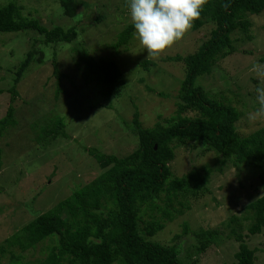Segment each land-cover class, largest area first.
I'll use <instances>...</instances> for the list:
<instances>
[{
	"label": "rangeland",
	"instance_id": "rangeland-1",
	"mask_svg": "<svg viewBox=\"0 0 264 264\" xmlns=\"http://www.w3.org/2000/svg\"><path fill=\"white\" fill-rule=\"evenodd\" d=\"M10 1L0 0V4ZM82 2L78 10L80 16L69 18L56 0H19L23 15L38 19L48 29L76 27L79 35L71 44L46 46L40 42L43 37L32 31L0 33V90L3 92L0 94V119L6 116L12 99L9 90L20 64L33 47L36 51L34 63L20 82L13 103L17 125L0 137L3 151L0 245L103 172L86 149L96 148L118 158L133 153L138 138L127 124L133 122L137 111L145 128L154 127L160 116L169 118L176 114L179 99L172 95L180 89L185 67L182 63L168 62L166 58L193 54L210 37L213 28L208 24L198 31L192 29L159 58H148L147 50L134 36L128 48H120L117 53L111 45L126 27L133 25L128 0ZM100 17H104L101 22L98 21ZM248 18L252 23L251 38L238 32L234 34L235 41L238 40L235 42L237 52L220 61L210 76L199 80L212 97H229L230 89L239 94L233 105L246 113L237 123L241 136H248L264 126V120L255 124L247 120V113L258 107L253 98L260 81L250 68L256 62L264 63V12ZM54 57L63 75L59 81L53 74ZM101 57L115 61L122 72L115 88L116 96L109 100L100 93L98 80L90 77L95 76L90 71V62H98ZM146 60L154 61L156 66L146 70L142 66ZM58 88L62 92L56 98ZM55 111L58 117L64 118L69 137H59L45 149L34 142L31 125H44L43 118ZM184 115L194 118L197 112L189 111ZM193 146L188 143L177 148L170 166L179 178L207 166L212 170L208 191L196 197L188 196L189 208L184 215L166 222L164 229L151 240L167 247L180 245V258L185 264H236L240 243L226 239L232 231L227 224L234 216L245 217V208L263 195L259 172L250 167L238 170L228 163L223 166L216 153H206L201 144ZM175 205L180 207L178 203ZM186 225L188 233L184 232ZM234 226L246 237L248 246L257 251L255 264H264V229L248 238L249 221L234 223ZM200 229L219 230L225 243L211 245L204 253L197 254L194 233ZM49 244L45 241L27 252L17 251L21 255L20 262L37 264L46 256L44 247ZM12 261L9 254L2 259L3 264H14Z\"/></svg>",
	"mask_w": 264,
	"mask_h": 264
},
{
	"label": "trees",
	"instance_id": "trees-1",
	"mask_svg": "<svg viewBox=\"0 0 264 264\" xmlns=\"http://www.w3.org/2000/svg\"><path fill=\"white\" fill-rule=\"evenodd\" d=\"M56 1L65 16H80L78 10L82 0ZM22 11L19 0L0 4V33L32 31L43 37L40 42L46 46L71 44L77 40L79 33L76 27L48 29L38 19L25 17ZM263 12L264 0H208L192 29L198 31L211 24L210 37L191 55L178 54L166 58L168 62L182 63L185 67L180 89L172 95L179 99L176 114L169 118L160 116L154 127L145 128L137 111L133 122L127 126L138 138V146L124 158L104 154L96 148L86 149L103 172L4 240L0 245V264L7 254L12 263L23 264L17 251L27 252L45 241L50 242L44 247L47 254L37 264H185V260L180 258V245L167 247L151 239L164 229L166 222L184 215L189 208L188 196L196 197L208 191L212 170L207 166L201 170L196 168L182 178L172 171L170 165L175 160L176 149L188 143H193V147L201 144L206 153H216L223 166L228 163L238 170L250 167L259 172L263 195L245 208V217L231 218L227 227L232 231L226 236L227 240L234 239L240 243L235 255L236 264H255L257 251L248 246L246 237L238 233L234 223L250 222L248 238L264 229V126L248 136H241L237 123L246 113L233 105L239 94L230 89L229 97H212L210 90L204 89L199 80L210 76L220 61L237 52L235 42L238 40L235 41L234 34L238 32L247 39L251 38L252 23L248 17ZM103 19L100 17L98 21ZM134 31V25H130L119 34L111 45L115 52L128 48ZM35 54L33 47L16 72L14 85L9 90L12 95L10 105L6 116L0 119L1 138L17 125L13 103L20 82L34 63ZM55 59L53 74L59 81L63 75ZM142 66L148 70L156 63L146 60ZM90 71L95 74L90 77L98 80L100 93L107 100L115 97V88L122 77L116 62L105 57L98 62L92 60ZM61 92L62 89L58 88L56 98ZM243 106L247 108V104ZM189 111L197 112V116L190 118L184 115ZM56 112L43 118L44 125H31L34 142L45 149L59 137H69L64 118L58 117ZM2 155L0 148V170ZM184 232H189L187 225ZM194 235L197 254L226 241L219 230L200 229Z\"/></svg>",
	"mask_w": 264,
	"mask_h": 264
},
{
	"label": "clouds",
	"instance_id": "clouds-1",
	"mask_svg": "<svg viewBox=\"0 0 264 264\" xmlns=\"http://www.w3.org/2000/svg\"><path fill=\"white\" fill-rule=\"evenodd\" d=\"M207 3L208 0H128L133 36L147 50L148 58H159L192 30ZM250 71L260 81L255 89L258 107L247 113L248 122L255 124L264 120V63H254Z\"/></svg>",
	"mask_w": 264,
	"mask_h": 264
}]
</instances>
